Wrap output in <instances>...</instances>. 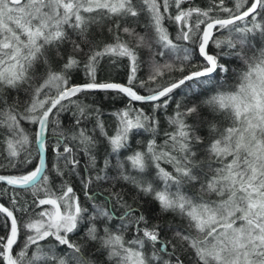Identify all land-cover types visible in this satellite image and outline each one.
Here are the masks:
<instances>
[{"label": "snow or ice", "instance_id": "snow-or-ice-1", "mask_svg": "<svg viewBox=\"0 0 264 264\" xmlns=\"http://www.w3.org/2000/svg\"><path fill=\"white\" fill-rule=\"evenodd\" d=\"M0 264H264V0H0Z\"/></svg>", "mask_w": 264, "mask_h": 264}, {"label": "trees", "instance_id": "trees-1", "mask_svg": "<svg viewBox=\"0 0 264 264\" xmlns=\"http://www.w3.org/2000/svg\"><path fill=\"white\" fill-rule=\"evenodd\" d=\"M198 2L203 3V0H198ZM103 75H107V73H104ZM112 77H113V79H116L117 81H122L123 78H124V70H119L117 72H114L112 74ZM21 95H23V93H21ZM117 106H119V105H117ZM105 111L106 112L108 111L107 107L105 108ZM105 122L108 125H111V123H112L111 120H109L107 117L105 118ZM52 142L54 143V138H52ZM48 159H49L50 163L54 162V157H52L51 152H49V154H48ZM93 188L96 191H101V189L97 188L95 185H93ZM81 196H82V199H83V195L82 194H81ZM126 199H128L129 203H132L134 207H138V208H141V209H143L144 207H147V205H145L142 201H139V200L133 201L130 197H126Z\"/></svg>", "mask_w": 264, "mask_h": 264}]
</instances>
